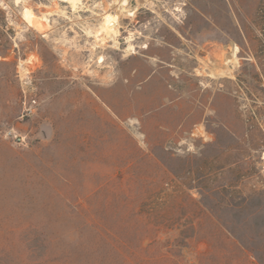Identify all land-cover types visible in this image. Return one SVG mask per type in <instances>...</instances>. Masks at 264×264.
<instances>
[{
  "label": "rangeland",
  "instance_id": "rangeland-1",
  "mask_svg": "<svg viewBox=\"0 0 264 264\" xmlns=\"http://www.w3.org/2000/svg\"><path fill=\"white\" fill-rule=\"evenodd\" d=\"M0 264H264V0H0Z\"/></svg>",
  "mask_w": 264,
  "mask_h": 264
},
{
  "label": "bare ground",
  "instance_id": "bare-ground-1",
  "mask_svg": "<svg viewBox=\"0 0 264 264\" xmlns=\"http://www.w3.org/2000/svg\"><path fill=\"white\" fill-rule=\"evenodd\" d=\"M38 20H39V22L41 23V25H43V24L45 23V21H44V20H43V21H41V19H39V18H38ZM234 56H235V55H234ZM231 57H233V56H231ZM234 58H235V57H234ZM234 58H233V59H234ZM233 59H232V60H233ZM234 61H235V59H234ZM226 63H227V61H226ZM209 69H210V68H209ZM215 71H216V70H215Z\"/></svg>",
  "mask_w": 264,
  "mask_h": 264
}]
</instances>
